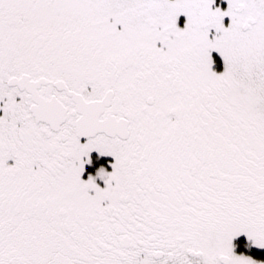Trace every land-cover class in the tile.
Masks as SVG:
<instances>
[{"label":"snow or ice","instance_id":"6c2138e0","mask_svg":"<svg viewBox=\"0 0 264 264\" xmlns=\"http://www.w3.org/2000/svg\"><path fill=\"white\" fill-rule=\"evenodd\" d=\"M0 264H264V0H0Z\"/></svg>","mask_w":264,"mask_h":264}]
</instances>
